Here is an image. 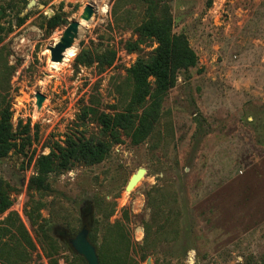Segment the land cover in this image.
Returning <instances> with one entry per match:
<instances>
[{"label":"rangeland","instance_id":"obj_1","mask_svg":"<svg viewBox=\"0 0 264 264\" xmlns=\"http://www.w3.org/2000/svg\"><path fill=\"white\" fill-rule=\"evenodd\" d=\"M34 1L28 7L20 0H0L1 20L6 27L12 24L0 37V110L9 107L14 129L29 122L32 137L25 155L11 151L0 160V178L9 184V210L20 215L33 238L23 214L26 182L34 173L28 157L32 151L36 157L56 143L63 145L90 99H98L106 112L124 107L126 69L138 53L126 50V41L135 40L136 34L123 26L136 24L141 13L134 4L127 21L124 10L133 3L126 1L123 6L116 0ZM88 3L94 12L81 20L75 56L53 67L48 46L59 39L66 23L51 30L47 18L63 12L65 20H80ZM115 3L122 14L118 21L112 14ZM169 8L172 31L186 35L198 63L181 72L164 97L152 136L132 144L122 135L102 162L52 177L54 193L43 197L47 205L41 214L55 222L57 264L73 259L61 236L79 230L81 211L88 213L84 221H91L90 229L94 227L96 247L111 206L107 220H119L137 245L144 235L142 219L153 212L161 217L163 204L180 209L187 222L185 237L159 245L156 254L139 264H264V0H171ZM17 12L28 14L21 26L15 25ZM104 48L117 52L112 66L102 72L95 64L75 66L82 49ZM37 92L44 95L40 108ZM97 131L91 123L86 134ZM139 167L146 173L126 191ZM167 183L172 190H163L162 196L158 190ZM153 188L154 205L149 207L146 194ZM35 243L33 260L40 254L42 264H48L39 241Z\"/></svg>","mask_w":264,"mask_h":264},{"label":"trees","instance_id":"obj_2","mask_svg":"<svg viewBox=\"0 0 264 264\" xmlns=\"http://www.w3.org/2000/svg\"><path fill=\"white\" fill-rule=\"evenodd\" d=\"M27 3L26 0H20ZM131 2L130 8L124 11L129 21L133 13L134 4L141 8L139 21L131 25L126 23L136 34L135 40H128L125 48L128 52H137V57L126 69V86L128 93L123 101L124 107L119 111L106 112L99 108L98 99H90L88 104L81 106L75 122V133L66 135L63 145L56 146L47 154L35 157L32 151L28 163H33L34 173L26 182L27 200L23 206V214L35 235L32 237L20 215L9 210L12 199L9 196V184L0 178V215H6L0 220V263L2 264H42L40 254L33 260V253L37 249L38 240L48 264H57L56 253L59 246L52 235L54 220L44 217L41 210L46 207L44 196L54 193L52 177L59 176L75 166H90L102 162L111 147L122 142V135L129 137L132 144H139L154 134V127L161 116L164 97L175 85L178 75L188 71L198 63L196 52L190 46L183 33L172 31V16L169 2L171 0H116V2ZM112 7V14L116 21L122 14L116 11V4ZM0 13V37L12 29V24L6 27ZM28 14H15V25L21 26ZM63 12H57L47 18L48 29H55L63 24ZM154 44V46H153ZM151 47L149 50L146 48ZM117 52L114 48H104L100 51L82 49L75 57V66L96 65L102 72L113 65ZM9 107L0 110V160L15 151L26 154L32 144L30 124L19 122L14 129L11 122ZM94 123L98 131L86 134L88 126ZM201 128V124H198ZM182 183V182H181ZM160 189L170 194L171 184L163 185ZM154 188L146 194L149 207L154 204ZM183 190L181 189V192ZM33 193L38 194L34 197ZM161 209V217L151 213L142 219L143 239L140 244L133 245L128 231L119 221L109 222L108 216L113 212V206L106 213L105 226L97 255L100 264H139L149 255L156 254L159 245L178 242L185 237L187 222L182 218L180 209L171 210L165 204ZM128 219L127 213L123 214ZM89 229V240L96 243V235ZM187 237V234H186ZM35 239V240H34ZM73 259L68 264H86L82 256L72 252ZM178 256V255H177ZM176 256V257H177ZM36 260L38 261L36 263ZM168 260V259H167ZM163 262V261H162ZM168 264V262L160 263Z\"/></svg>","mask_w":264,"mask_h":264},{"label":"water","instance_id":"obj_3","mask_svg":"<svg viewBox=\"0 0 264 264\" xmlns=\"http://www.w3.org/2000/svg\"><path fill=\"white\" fill-rule=\"evenodd\" d=\"M35 4L34 0H30L27 3L28 7ZM38 8H43V4H38ZM94 12V7L91 3H88L79 15L80 20H65L66 26L62 31L59 39L55 41L52 45L48 46L50 51V60L53 62H61L64 58L65 52L70 48L74 40L78 35L79 26L81 25V20H89ZM36 105L38 108L41 107L44 100V95L40 92L36 93ZM146 173L144 167H139L137 170L131 174L128 179L125 190H131L137 181ZM90 225L88 223H83L79 230L71 237L66 238V242L71 249L77 255H80L85 260L86 264H100L97 255V247L94 243L89 240Z\"/></svg>","mask_w":264,"mask_h":264},{"label":"bare ground","instance_id":"obj_4","mask_svg":"<svg viewBox=\"0 0 264 264\" xmlns=\"http://www.w3.org/2000/svg\"><path fill=\"white\" fill-rule=\"evenodd\" d=\"M75 54H76V48H75V46H71L70 48H68L67 50H66V52H65V55H64V58H63V60H62V63H56V62H52L51 61V65L53 66V67H57L58 65H63L64 63H66V62H69L74 56H75ZM67 64V63H66Z\"/></svg>","mask_w":264,"mask_h":264},{"label":"flooded vegetation","instance_id":"obj_5","mask_svg":"<svg viewBox=\"0 0 264 264\" xmlns=\"http://www.w3.org/2000/svg\"><path fill=\"white\" fill-rule=\"evenodd\" d=\"M88 215V213H84L83 214V211H81V221H82V224L83 223H88L90 226H91V221H89V222H85L84 221V217L85 216H87ZM89 217V216H88ZM81 224V225H82ZM81 227V226H80ZM74 234H71V233H69V232H65L61 237H62V239H63V241H64V243L66 244V246H68V244H67V242H66V238H68V237H71V236H73ZM68 248H69V246H68Z\"/></svg>","mask_w":264,"mask_h":264}]
</instances>
